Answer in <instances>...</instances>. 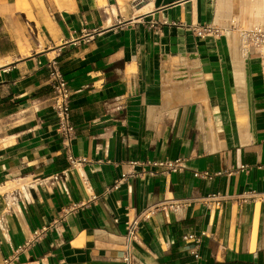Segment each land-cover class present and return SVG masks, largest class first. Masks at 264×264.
Masks as SVG:
<instances>
[{
	"label": "crops",
	"instance_id": "crops-1",
	"mask_svg": "<svg viewBox=\"0 0 264 264\" xmlns=\"http://www.w3.org/2000/svg\"><path fill=\"white\" fill-rule=\"evenodd\" d=\"M221 3L0 0V264H122L127 223L153 206L136 264H264V203H237L264 194V54L232 55L249 23L193 30L219 25ZM54 59L79 166L57 133ZM177 159L185 172L155 166Z\"/></svg>",
	"mask_w": 264,
	"mask_h": 264
},
{
	"label": "built area",
	"instance_id": "built-area-1",
	"mask_svg": "<svg viewBox=\"0 0 264 264\" xmlns=\"http://www.w3.org/2000/svg\"><path fill=\"white\" fill-rule=\"evenodd\" d=\"M142 1V0H141ZM193 30L198 34H214L217 37L223 36V29L219 25H204L194 26ZM246 37L257 44L264 46V31L247 30L245 32ZM48 85L52 89L53 93V108L57 115V133L60 138L62 154L65 156L66 161L72 166H79L84 163V160L77 157L74 151V141L76 139V128L73 123V109H72V97L73 93L69 86V81L62 72V69L57 60H49L48 62ZM20 94L19 97H22ZM156 167L164 170V173H183L187 170L185 167L184 159L167 160L165 162H159L155 164ZM245 168V167H244ZM195 177L201 175L196 172ZM131 176L123 177V181H126ZM122 182L119 181L116 187ZM253 201L257 203H264V194H247L237 199L238 204L245 203L247 201ZM207 204H216L217 207H221L223 200L217 196H212L204 200ZM196 203L194 200L183 201H166L161 204L162 208L172 207H189ZM157 207H148L143 210L135 219L130 220L126 225V243L122 250V264H136L134 248L139 244V231L141 226H148L151 224L152 219L155 217ZM46 231V229H44ZM37 233V232H36ZM39 234V232H38ZM195 239L194 236H187L184 241H190Z\"/></svg>",
	"mask_w": 264,
	"mask_h": 264
},
{
	"label": "bare ground",
	"instance_id": "bare-ground-1",
	"mask_svg": "<svg viewBox=\"0 0 264 264\" xmlns=\"http://www.w3.org/2000/svg\"><path fill=\"white\" fill-rule=\"evenodd\" d=\"M22 0H16L17 3ZM31 20L34 18L31 16ZM243 21L252 25L254 30L264 31V0H222L217 16V24L224 30L232 27V24ZM220 26V27H221ZM247 34H231L232 55L235 57H249L253 51L251 43L247 40ZM35 38L39 45L46 43L45 35L40 27L35 30ZM256 48V47H255ZM264 54V46L261 49Z\"/></svg>",
	"mask_w": 264,
	"mask_h": 264
},
{
	"label": "rangeland",
	"instance_id": "rangeland-1",
	"mask_svg": "<svg viewBox=\"0 0 264 264\" xmlns=\"http://www.w3.org/2000/svg\"><path fill=\"white\" fill-rule=\"evenodd\" d=\"M31 7L28 5V4H25V7H24V9H30ZM32 29H34L33 28V25L31 26V30ZM238 34H240V35H244L245 34V32H240V33H238ZM32 35L35 37V31L34 30H32ZM19 36H21V37H23L24 35H23V33L22 32H20L19 33ZM247 40L251 43V45H252V48H253V45H256L255 47H256V49H255V47H254V49H255V51H256V54L257 53H260V54H262L261 52H260V50L263 48V45H258L257 44V42L256 43H254L253 41H251V40H249L248 39V37H247ZM24 51V50H23ZM24 53H25V51H24Z\"/></svg>",
	"mask_w": 264,
	"mask_h": 264
},
{
	"label": "water",
	"instance_id": "water-1",
	"mask_svg": "<svg viewBox=\"0 0 264 264\" xmlns=\"http://www.w3.org/2000/svg\"><path fill=\"white\" fill-rule=\"evenodd\" d=\"M248 92L250 94V86H249V81H248Z\"/></svg>",
	"mask_w": 264,
	"mask_h": 264
},
{
	"label": "trees",
	"instance_id": "trees-1",
	"mask_svg": "<svg viewBox=\"0 0 264 264\" xmlns=\"http://www.w3.org/2000/svg\"><path fill=\"white\" fill-rule=\"evenodd\" d=\"M235 264H245V263H235Z\"/></svg>",
	"mask_w": 264,
	"mask_h": 264
}]
</instances>
